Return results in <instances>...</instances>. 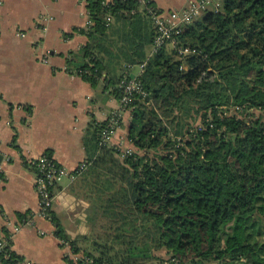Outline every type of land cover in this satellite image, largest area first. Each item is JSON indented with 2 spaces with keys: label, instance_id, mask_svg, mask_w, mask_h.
Here are the masks:
<instances>
[{
  "label": "trees",
  "instance_id": "obj_1",
  "mask_svg": "<svg viewBox=\"0 0 264 264\" xmlns=\"http://www.w3.org/2000/svg\"><path fill=\"white\" fill-rule=\"evenodd\" d=\"M84 1L87 43L67 69L119 102L124 77L144 95L120 105L129 148L102 144L109 120L88 126L72 193L90 234L72 240L50 210L55 236L77 264H264V0H220L156 50L137 0ZM2 240L0 264H24Z\"/></svg>",
  "mask_w": 264,
  "mask_h": 264
},
{
  "label": "crops",
  "instance_id": "obj_2",
  "mask_svg": "<svg viewBox=\"0 0 264 264\" xmlns=\"http://www.w3.org/2000/svg\"><path fill=\"white\" fill-rule=\"evenodd\" d=\"M150 1L165 16L189 5V0ZM88 27L84 0H0V230L24 264H67L70 249L39 214L33 163L50 153L65 171L53 190L51 212L74 240L88 233L82 221L89 204L71 195L74 173L86 160L88 126L119 113L122 125L110 145L130 147L129 118L120 102L103 81L92 87L67 69L70 55L87 43Z\"/></svg>",
  "mask_w": 264,
  "mask_h": 264
},
{
  "label": "built area",
  "instance_id": "obj_3",
  "mask_svg": "<svg viewBox=\"0 0 264 264\" xmlns=\"http://www.w3.org/2000/svg\"><path fill=\"white\" fill-rule=\"evenodd\" d=\"M137 1L139 5L147 11L153 23V28L155 30L153 50H156L167 43L172 45L175 44L174 36L181 32V27L183 25H189L204 11L209 9L216 12L219 7V2L212 0H189V5L183 11L165 16L155 7H149V0ZM186 52L187 50L182 51V53ZM142 67L143 65L139 66V70ZM117 87L122 92L120 105L123 108L130 102V100H132L133 94L144 95L140 90L139 84L135 80L126 79V77L119 82ZM120 117L121 114L116 113L109 119L108 129L103 131L101 137L103 145L111 144L116 129L119 127ZM82 168L83 167H80V169ZM33 169L36 173V191L40 201L39 214L42 217L48 218V211L51 210L52 202L54 200V195L49 191V186L52 187L56 185L64 176H66V173L54 162L52 157H47L46 155L33 163ZM60 241L67 244L62 240ZM2 246L3 243L0 242V248ZM66 259L73 264H77L81 261H88L83 259L82 252L75 253L71 249H68Z\"/></svg>",
  "mask_w": 264,
  "mask_h": 264
},
{
  "label": "rangeland",
  "instance_id": "obj_4",
  "mask_svg": "<svg viewBox=\"0 0 264 264\" xmlns=\"http://www.w3.org/2000/svg\"><path fill=\"white\" fill-rule=\"evenodd\" d=\"M257 112V111H256ZM71 195L72 196H75V198H78L74 193H71ZM78 199H81V198H78ZM83 199V198H82ZM87 216V212H86V214H85V216H83V217H86ZM81 220H83V219H81ZM84 220H86V218H84ZM82 224H84V226H86L87 228H88V233H87V235L88 234H90V229H89V225L85 222V221H82ZM100 233V231L97 229V230H95V233ZM79 244H81V245H83L82 246V249L83 248H85L88 244L87 243H79ZM87 249V248H86ZM159 255H162L163 253L162 252H160V253H158Z\"/></svg>",
  "mask_w": 264,
  "mask_h": 264
}]
</instances>
